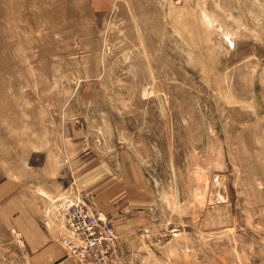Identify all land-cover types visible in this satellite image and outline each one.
I'll return each instance as SVG.
<instances>
[{"label": "rangeland", "instance_id": "obj_1", "mask_svg": "<svg viewBox=\"0 0 264 264\" xmlns=\"http://www.w3.org/2000/svg\"><path fill=\"white\" fill-rule=\"evenodd\" d=\"M71 199L114 264H264V0H0V264Z\"/></svg>", "mask_w": 264, "mask_h": 264}, {"label": "built area", "instance_id": "obj_2", "mask_svg": "<svg viewBox=\"0 0 264 264\" xmlns=\"http://www.w3.org/2000/svg\"><path fill=\"white\" fill-rule=\"evenodd\" d=\"M59 209L64 216L61 243L67 254L77 264H114L116 237L112 224L76 199L66 200Z\"/></svg>", "mask_w": 264, "mask_h": 264}, {"label": "crops", "instance_id": "obj_3", "mask_svg": "<svg viewBox=\"0 0 264 264\" xmlns=\"http://www.w3.org/2000/svg\"><path fill=\"white\" fill-rule=\"evenodd\" d=\"M91 181V180H90ZM84 183H87V180L83 181ZM89 190L91 188V184L88 186ZM85 188H87L85 186ZM88 190V191H89ZM85 191V189H84ZM110 222V221H109ZM38 235L42 233L44 238L48 237V232L46 230L37 231ZM37 235V236H38ZM51 245H44L40 248V256L47 257L49 261L45 262V264H77L71 257H68L67 254L59 247L52 246Z\"/></svg>", "mask_w": 264, "mask_h": 264}, {"label": "bare ground", "instance_id": "obj_4", "mask_svg": "<svg viewBox=\"0 0 264 264\" xmlns=\"http://www.w3.org/2000/svg\"><path fill=\"white\" fill-rule=\"evenodd\" d=\"M202 194H203V193H202ZM201 196H203V195H201ZM201 196H200V197H201ZM201 199H202V198H201ZM199 202H200V201H199ZM201 202H202V200H201ZM63 203H64V202H63ZM61 204H62V203H61ZM201 204H202V203H201ZM59 205H60V204H59Z\"/></svg>", "mask_w": 264, "mask_h": 264}]
</instances>
